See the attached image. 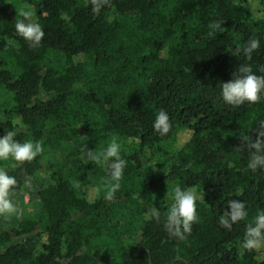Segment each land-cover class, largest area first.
Returning a JSON list of instances; mask_svg holds the SVG:
<instances>
[{
	"label": "trees",
	"instance_id": "16d2710c",
	"mask_svg": "<svg viewBox=\"0 0 264 264\" xmlns=\"http://www.w3.org/2000/svg\"><path fill=\"white\" fill-rule=\"evenodd\" d=\"M92 9V0H0V135L14 129L16 141L42 149L31 161L0 160L16 180L10 193L35 206L0 217V264H264V248H242L264 210V170L248 167L247 143L264 131V95L239 106L220 96L241 65L264 76V0H104ZM24 11L43 29L38 45L16 33ZM250 39L260 48L249 58ZM161 110L163 136L153 129ZM113 139L126 167L109 198V166L83 149L100 153ZM177 185L201 194L184 239L164 228ZM232 200L248 215L227 229L218 218Z\"/></svg>",
	"mask_w": 264,
	"mask_h": 264
},
{
	"label": "clouds",
	"instance_id": "9594fccd",
	"mask_svg": "<svg viewBox=\"0 0 264 264\" xmlns=\"http://www.w3.org/2000/svg\"><path fill=\"white\" fill-rule=\"evenodd\" d=\"M104 0H92L93 12L98 13L103 6ZM23 19L16 22L15 28L18 36L38 45L44 36L43 29L38 22L32 19L30 11H24ZM222 22H210L209 28L213 31H223ZM260 48L258 39L247 41L243 52L250 58L253 51ZM236 75L228 81L221 82L220 96L229 105L239 106L248 103H256L264 95V76L256 75L250 65H241L235 71ZM153 129L158 135H165L169 131L168 114L161 110L157 113L153 121ZM16 131L6 130L4 135H0V160H7L9 157L17 162L31 161L40 152L41 145L32 141L20 143L14 139ZM250 150L248 167L252 171L258 168L264 170V131H258L255 140L247 141ZM87 153L90 161L107 164L110 168V177L115 183L108 193L109 198L112 193L119 189V181L123 176L126 160L121 157V146L116 139L100 153L93 150L83 149ZM16 184L14 177L0 170V215H10L17 212L16 206L10 199V191ZM172 200L170 209L164 221L166 231L180 239L185 238L186 233L192 230V224L198 222L197 203L201 199V194L193 188H181L177 185L170 195ZM248 213L245 205L240 200L229 201L228 208L219 216V223L227 229H231L234 223L245 220ZM149 219L160 221V213L157 209L151 210ZM245 250H260L264 248V210H261L246 226V232L242 243Z\"/></svg>",
	"mask_w": 264,
	"mask_h": 264
},
{
	"label": "rangeland",
	"instance_id": "374dc122",
	"mask_svg": "<svg viewBox=\"0 0 264 264\" xmlns=\"http://www.w3.org/2000/svg\"><path fill=\"white\" fill-rule=\"evenodd\" d=\"M81 56H76L75 60H81ZM180 141L186 140L187 139V135H182L180 136ZM124 146V145H123ZM164 147L166 148L167 146L164 145ZM169 149L171 148L174 149L171 146H168ZM168 149V148H167ZM152 166H149L146 168L145 172L150 176V178H153L156 176V171L155 169L151 168ZM42 178H39L40 182H43L45 177L41 175ZM39 185V183H35L33 185H31L33 188H36ZM10 199L13 202V204L16 206L17 212H14L10 215H0V217H2L4 220H9L12 217H23V216H29L33 214V210H34V204H33V199L31 198V196L28 193H20V194H14V192L10 193Z\"/></svg>",
	"mask_w": 264,
	"mask_h": 264
}]
</instances>
